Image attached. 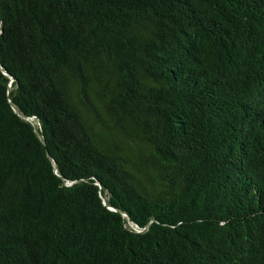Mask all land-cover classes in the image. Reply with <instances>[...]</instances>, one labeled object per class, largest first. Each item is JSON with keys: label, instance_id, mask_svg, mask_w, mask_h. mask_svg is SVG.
I'll return each instance as SVG.
<instances>
[{"label": "trees", "instance_id": "16d2710c", "mask_svg": "<svg viewBox=\"0 0 264 264\" xmlns=\"http://www.w3.org/2000/svg\"><path fill=\"white\" fill-rule=\"evenodd\" d=\"M0 22V264H264V0Z\"/></svg>", "mask_w": 264, "mask_h": 264}, {"label": "water", "instance_id": "95a60500", "mask_svg": "<svg viewBox=\"0 0 264 264\" xmlns=\"http://www.w3.org/2000/svg\"><path fill=\"white\" fill-rule=\"evenodd\" d=\"M1 23V22H0Z\"/></svg>", "mask_w": 264, "mask_h": 264}]
</instances>
